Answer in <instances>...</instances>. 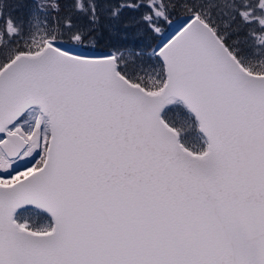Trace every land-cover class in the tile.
Returning a JSON list of instances; mask_svg holds the SVG:
<instances>
[{
  "label": "snow or ice",
  "instance_id": "snow-or-ice-1",
  "mask_svg": "<svg viewBox=\"0 0 264 264\" xmlns=\"http://www.w3.org/2000/svg\"><path fill=\"white\" fill-rule=\"evenodd\" d=\"M0 264H264V0H0Z\"/></svg>",
  "mask_w": 264,
  "mask_h": 264
}]
</instances>
